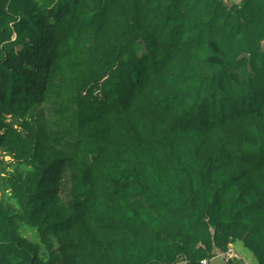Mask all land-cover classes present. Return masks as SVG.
I'll return each mask as SVG.
<instances>
[{
    "label": "trees",
    "instance_id": "obj_1",
    "mask_svg": "<svg viewBox=\"0 0 264 264\" xmlns=\"http://www.w3.org/2000/svg\"><path fill=\"white\" fill-rule=\"evenodd\" d=\"M227 1L0 0V264H264V0Z\"/></svg>",
    "mask_w": 264,
    "mask_h": 264
},
{
    "label": "rangeland",
    "instance_id": "obj_2",
    "mask_svg": "<svg viewBox=\"0 0 264 264\" xmlns=\"http://www.w3.org/2000/svg\"><path fill=\"white\" fill-rule=\"evenodd\" d=\"M227 2L240 4V0H228ZM263 26L264 25H262V26L259 25L256 28L261 30L262 29L261 27H263ZM260 42H261L260 43L261 49H263L264 48V37L261 39ZM200 56L201 57L203 56L202 52L200 53ZM0 194L3 196V193L1 191H0ZM227 246H228V249L225 252L216 251V257L219 256V257H217V260L219 259L218 262H220L222 259V261H221L222 264H225V262H226V264H228L230 262H231L230 264H246L244 262V260L238 254H236L232 249L229 248L230 247L229 244ZM251 255H253V254L251 253ZM223 256H226L227 258H224ZM207 260L209 261L211 259H207ZM212 264H217L216 260Z\"/></svg>",
    "mask_w": 264,
    "mask_h": 264
},
{
    "label": "crops",
    "instance_id": "obj_3",
    "mask_svg": "<svg viewBox=\"0 0 264 264\" xmlns=\"http://www.w3.org/2000/svg\"><path fill=\"white\" fill-rule=\"evenodd\" d=\"M229 248L232 249L236 254H238L246 264H257V259L255 257V255L253 254V252H251L248 248H246L243 244L242 241L240 240H236L232 243H229ZM251 253L253 255H251ZM219 257V256H217ZM217 257L215 256L213 259H211L208 264H212L215 260L217 262V264H222L221 261H219V259L217 260ZM223 258V257H222Z\"/></svg>",
    "mask_w": 264,
    "mask_h": 264
},
{
    "label": "built area",
    "instance_id": "obj_4",
    "mask_svg": "<svg viewBox=\"0 0 264 264\" xmlns=\"http://www.w3.org/2000/svg\"><path fill=\"white\" fill-rule=\"evenodd\" d=\"M224 258L226 257V256H223ZM210 261V260H209ZM207 259H203V260H201V264H208V262H209Z\"/></svg>",
    "mask_w": 264,
    "mask_h": 264
}]
</instances>
